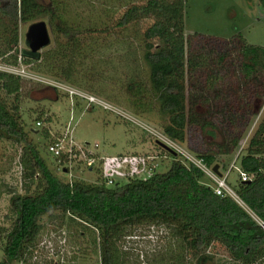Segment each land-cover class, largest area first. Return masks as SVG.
Returning a JSON list of instances; mask_svg holds the SVG:
<instances>
[{"label":"rangeland","instance_id":"rangeland-1","mask_svg":"<svg viewBox=\"0 0 264 264\" xmlns=\"http://www.w3.org/2000/svg\"><path fill=\"white\" fill-rule=\"evenodd\" d=\"M65 1V12L72 15L70 20L73 23L82 29L106 27L107 32L97 29L86 35L84 40L94 38L98 44L91 50L81 47L75 52L76 56L65 60L66 65H62V69L68 78L64 80L36 71L31 68L34 63L16 65L23 69L21 76L26 79L20 92V112L26 127L34 129L30 135L45 145L42 154L63 179L96 181L102 174H109L114 183H123L129 176H146L151 166L159 171L166 170L173 156L161 149L164 147L157 139L170 141L162 131L167 114L158 109L157 94L148 79L149 67L143 59L146 40L143 31L155 16L138 12L124 26L113 25L129 5L146 0ZM40 19L46 22L50 41L39 51L53 45L52 25L43 16L31 21H18L19 49L28 48V26ZM183 23L187 39L185 62L190 56L198 58L197 54L201 62L192 68L187 63L185 65L186 104L203 121L214 124V128L207 126L213 129L214 135L202 133L197 124H190L186 128L187 139L182 143L175 141L179 147L174 150L184 157L196 159L188 145L201 150H216L222 143L232 145V137H241L239 147L219 156L217 161L220 170L227 172V183L236 192L241 179L235 157L263 119L264 74L257 69L250 79L242 75L240 39L233 36L240 35L248 44L264 46V4L259 0H187ZM80 35L76 34L77 38ZM59 38L63 41L61 34ZM56 68L59 69L54 66ZM52 86L59 92L57 99H51L56 95ZM66 88L92 94L109 106L88 102L76 93H69ZM262 92L261 110L253 115L255 94ZM47 116L50 120L46 119ZM37 119L41 120L40 124L36 123ZM43 128L49 130V136L39 132ZM65 131L70 132L76 143L94 152L96 162L93 167L74 162L68 173L62 171V164L46 145ZM21 152L22 144L0 138V259L3 257L4 231L12 222L9 197L12 191H23L22 166L19 163ZM204 179L214 185L212 179ZM66 221L67 217H62L60 211L44 215L33 248L25 253L22 261L12 264H99L97 246L91 241L94 235L98 237L97 231H91L80 222L67 224ZM171 231L169 227L147 224L129 227L127 232L130 235L119 242V247L127 251L123 254L124 264H155L161 255L170 257L173 251L181 252L186 264H195V258L183 250L182 241ZM207 251L212 259L205 264H242L219 241H213ZM162 264H169V259L163 260ZM255 264L264 262L259 260Z\"/></svg>","mask_w":264,"mask_h":264},{"label":"trees","instance_id":"trees-1","mask_svg":"<svg viewBox=\"0 0 264 264\" xmlns=\"http://www.w3.org/2000/svg\"><path fill=\"white\" fill-rule=\"evenodd\" d=\"M186 1L146 0L132 4L113 22L114 26H124L138 12L155 16L143 31L146 39L143 59L149 67L148 79L157 94L158 109L167 114L162 131L180 143L187 139L186 128L190 124H197L202 133L214 135L213 129L207 128H214V124L203 121L186 104L185 65L187 63L192 68L201 63L199 54L195 59L187 57L185 62L187 39L183 19ZM259 1L264 4V0ZM66 3L65 0H0V61L10 65L34 63L31 68L36 71L59 79L68 78L62 69V65H66L65 60L76 56L75 52L81 47L91 50L98 44L94 38L84 40L87 34H93L97 29L107 32V29L93 26L82 29L70 20L72 15L65 12ZM43 16L52 25L53 45L43 51L19 49L18 21H31ZM76 34L84 37L80 35L77 38ZM233 37L240 39L242 75L250 79L257 69L264 74V46L248 44L240 35ZM54 66L59 69H54ZM24 80L20 74L0 69V138L22 144L19 163L23 187L22 192L12 191L9 197L12 222L4 231L0 264L22 261L35 244L42 227L41 218L57 211L62 213V217H67V224L76 221L93 232L97 231L98 237L94 235L91 241L97 246L99 264H124L123 254L127 251L119 247V242L130 235L127 232L129 227L140 224L171 228V233L182 241L183 250L195 258V264H205L212 259L207 247L213 241L224 244L242 264L264 262V227L252 215L264 221V114L235 157L239 169L250 176L245 180L240 178L236 190L246 205L244 207L228 194H217L214 185L204 179L209 177L193 161L165 148L161 149L173 156L169 167L159 171L151 166L149 174L144 177L129 176L127 181L113 182L112 185L107 184L103 177L96 181L61 178L41 152L45 145L34 140L30 135L34 129L27 128L21 116L20 92ZM262 82L264 91V77ZM142 84L145 88L144 81ZM52 88L56 95L50 98L57 99L59 92L56 87ZM29 92L30 88L26 94ZM255 95L253 115L261 110L263 92ZM46 119L50 120V117ZM39 132L49 136L47 128ZM231 141L232 145L222 143L216 150H201L192 145L187 148L207 166H212L219 156L237 149L241 137L234 136ZM55 158L62 164V171L68 173L64 156ZM167 258L169 264H186L183 254L175 251L170 257L161 255L155 264H162Z\"/></svg>","mask_w":264,"mask_h":264},{"label":"built area","instance_id":"built-area-1","mask_svg":"<svg viewBox=\"0 0 264 264\" xmlns=\"http://www.w3.org/2000/svg\"><path fill=\"white\" fill-rule=\"evenodd\" d=\"M0 69L13 72V73H17L20 75L24 73L23 69L16 65L0 63ZM49 84L51 83L49 82ZM66 89L69 91V93H76L80 95L81 97L86 98L88 102L95 101V102L102 103L104 106H109L106 102L97 99L92 94L77 91L76 89H69V88H66ZM36 123L40 124L41 120H37ZM165 143L168 144L173 149L179 147L177 143L172 139H170L168 143L167 142ZM47 148H48V151L51 152L54 156H64L65 164L68 167H70L72 163L74 162H79V163H84L86 166L91 168L94 166L96 162L94 152L91 149H88L87 147H85L84 145L76 143L73 137L71 136L70 132H67V131H65L64 134L53 138V140L48 143ZM179 151L183 152L182 150H179ZM188 158H190L191 161L197 164L206 173V175L214 181V191L217 194H220V195L228 194L232 196L241 205L246 207L243 200L239 197V195L235 192V190L227 183L226 181L227 172L223 173L220 170L221 174L219 175L215 171H213L212 166H207L200 158L198 157H196V159H193L191 157H188ZM231 165H234V164L232 163ZM239 175L242 180L250 178V176L246 172L240 169H239ZM102 177L107 184H112L114 182L113 177L110 176L109 174H102ZM257 220L259 224H261V226L264 227V221L261 220L260 218H258Z\"/></svg>","mask_w":264,"mask_h":264},{"label":"water","instance_id":"water-1","mask_svg":"<svg viewBox=\"0 0 264 264\" xmlns=\"http://www.w3.org/2000/svg\"><path fill=\"white\" fill-rule=\"evenodd\" d=\"M49 41H50V37L46 22L42 19L31 22L27 29L28 48L34 52L36 50H39L44 45L48 44ZM157 142L162 147L170 151L172 154L177 153V151H175L173 148H171L168 144H166L162 140L157 139ZM212 169L217 174L219 175L221 174V171L219 169V163L215 162L212 165Z\"/></svg>","mask_w":264,"mask_h":264}]
</instances>
